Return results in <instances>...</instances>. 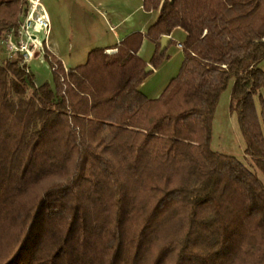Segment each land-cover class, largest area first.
Masks as SVG:
<instances>
[{"label": "trees", "instance_id": "16d2710c", "mask_svg": "<svg viewBox=\"0 0 264 264\" xmlns=\"http://www.w3.org/2000/svg\"><path fill=\"white\" fill-rule=\"evenodd\" d=\"M146 34L93 49L53 81L22 54L0 63V264H264V182L215 150L232 84L245 152L264 175V0H143ZM29 0H0V40ZM188 33L179 73L151 99L140 86ZM33 86L29 94L28 88Z\"/></svg>", "mask_w": 264, "mask_h": 264}, {"label": "rangeland", "instance_id": "374dc122", "mask_svg": "<svg viewBox=\"0 0 264 264\" xmlns=\"http://www.w3.org/2000/svg\"><path fill=\"white\" fill-rule=\"evenodd\" d=\"M42 3L43 5H45V9L50 18V35H48V42L49 40L51 41V43L55 41L56 36L54 33V29L57 28L58 34L62 36L61 44L67 49H75L76 47H78V45L87 40V35L83 34L84 32H82L80 29V32H78V30L76 31L73 27L72 23L75 19H96L102 22V26L105 24V16L107 15L105 10L102 7H95L91 5L88 0H42ZM25 18L26 16L24 17V19ZM105 30H107L106 27ZM9 33L10 31L5 32L0 40L1 64L16 57V54L10 47L9 38L11 37L8 36ZM13 33L15 34L14 31ZM39 35L43 36V33L41 32ZM178 46L181 47L179 44ZM167 51L171 55V57L168 60L165 59L167 63L162 65L157 74L151 78L152 81H150V83L145 87L146 91L148 86L150 84H153L155 85L154 89L158 90L160 94L163 91L164 87L167 85L169 79L175 77L179 73L182 52L177 47ZM44 55H42L41 50L37 51V53L27 61L30 72L35 75L34 82L37 86H41L46 82L53 81L52 69L49 63L46 61ZM162 62H160L159 65ZM149 65L153 66L152 64ZM154 67L155 66H153V68ZM260 67L264 69V61L261 62ZM32 90L33 86H29V94L32 92ZM231 91L232 84L230 85L229 89L222 94L216 113L214 121V148L217 151L238 157L245 164L256 170L261 180L264 182V175L257 170L254 160L245 152L246 142L241 133L238 117L237 114L231 109Z\"/></svg>", "mask_w": 264, "mask_h": 264}, {"label": "crops", "instance_id": "0c3cea01", "mask_svg": "<svg viewBox=\"0 0 264 264\" xmlns=\"http://www.w3.org/2000/svg\"><path fill=\"white\" fill-rule=\"evenodd\" d=\"M93 6L102 7L105 12V30L102 22L92 19H75L72 23L75 30L79 29L87 35V40L78 45L75 49H67L61 44V38L58 34V29H54L56 39L53 43L47 38V46L57 57H59L66 69L76 68L87 62L89 53L95 48H104L106 51L114 52L115 47L122 42L126 37L135 33L143 32L144 34L154 25L160 15L159 11H145L143 0H88ZM45 7V5H44ZM104 21V20H103ZM50 35V34H48ZM52 35V33H51ZM172 36V40L169 43L168 50L172 48H178L181 52L180 67L184 60L183 48L179 47V43H185L188 37V33L183 29H176ZM156 51V46L149 40H145L139 55L150 64V60ZM108 52V53H110ZM171 55L167 51L168 60ZM164 60L158 67H154L153 74L140 86V90L151 99H156L162 95L168 84L174 78L169 79L167 85L163 91L159 94L158 90L154 89L153 84H150L145 90L146 85L152 81V77L157 74L162 65L166 62ZM180 69V68H179ZM155 90V91H154ZM156 92V93H154ZM154 94V95H153Z\"/></svg>", "mask_w": 264, "mask_h": 264}, {"label": "built area", "instance_id": "2783aa9c", "mask_svg": "<svg viewBox=\"0 0 264 264\" xmlns=\"http://www.w3.org/2000/svg\"><path fill=\"white\" fill-rule=\"evenodd\" d=\"M29 9L18 34L13 31L8 36L10 47L17 55L22 54L26 61L31 59L37 51L45 54L44 42L47 41L50 30V18L42 0H29ZM43 33V36L39 35ZM183 48V43H179ZM107 53L110 51H106Z\"/></svg>", "mask_w": 264, "mask_h": 264}, {"label": "water", "instance_id": "95a60500", "mask_svg": "<svg viewBox=\"0 0 264 264\" xmlns=\"http://www.w3.org/2000/svg\"><path fill=\"white\" fill-rule=\"evenodd\" d=\"M174 0H172V2H173ZM171 40H172V36L171 35H164L163 37H162V40H161V44H162V48H161V52H163V51H165L167 48H168V46H169V43L171 42ZM154 68H153V66H151V65H149L148 67H147V71H151V70H153Z\"/></svg>", "mask_w": 264, "mask_h": 264}]
</instances>
